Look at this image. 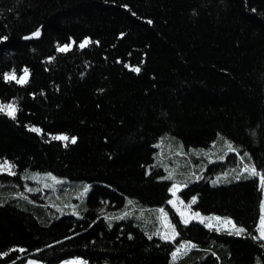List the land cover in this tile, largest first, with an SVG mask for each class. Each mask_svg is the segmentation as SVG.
<instances>
[{"label":"trees","instance_id":"1","mask_svg":"<svg viewBox=\"0 0 264 264\" xmlns=\"http://www.w3.org/2000/svg\"><path fill=\"white\" fill-rule=\"evenodd\" d=\"M0 104V264H264V0H0Z\"/></svg>","mask_w":264,"mask_h":264},{"label":"snow or ice","instance_id":"2","mask_svg":"<svg viewBox=\"0 0 264 264\" xmlns=\"http://www.w3.org/2000/svg\"><path fill=\"white\" fill-rule=\"evenodd\" d=\"M148 23H151V21H148ZM40 31H35L34 33H32L31 36H26L24 37V39H32L34 37H39L40 36ZM6 39V37H5ZM90 41L89 40H84L83 43L80 44V47L83 48L85 47L87 44H89ZM72 47L71 44H65L63 47H59L57 48L58 51L60 52H65L70 50ZM127 66V65H126ZM131 71L137 72L139 73L140 69L138 67H132L130 68ZM27 76H28V70L24 69L23 75H21L20 77L16 76L15 72L12 73H4L3 74V79L5 81H9V80H15L17 83H23L26 84L27 81ZM17 109L14 107L13 104H0V112H5L7 115H9L11 118L15 119V114H16ZM29 131H33V132H37L40 133L41 130L39 128H29ZM53 140H61V141H65V142H70L75 144L76 143V138L75 137H71L69 138L67 135H60V136H53L52 137ZM227 147L229 150H232V145L231 144H227ZM250 173L253 176L258 175L256 169L254 167H249L248 165H245L242 172L240 173L241 175L243 173ZM0 173H7L8 175H15L16 173L13 171V165L9 164L7 161H4L3 163H0ZM168 179H171V173L169 174V176L167 177ZM239 178V176H237V179ZM53 179H55L53 177ZM260 185L262 190H264V176H260ZM47 187V185H46ZM88 189L87 187H85L84 191L86 192ZM179 190V185L178 184H173L172 188L169 189V191L171 192L172 196H173V200L169 201L170 204H172V206L174 208H177V212L181 217V222L184 223L185 225H187L191 219L194 218H200V222L204 223V219L200 217V213L196 212V213H192L191 215H187L185 211H181L180 208L177 207V204L175 203L176 200H179V197L177 196V191ZM28 191H32V189H28ZM132 201H129V204H131ZM196 200L195 198H193L192 200V204H195ZM180 204L183 205V201H180ZM185 208H190L191 205H186L184 206ZM262 208H264V205H262ZM159 212L161 214V217L164 219V227L165 229H167L168 231H165L163 234H161V238L162 239H166V240H174L177 232H176V228L175 226L168 221L167 219V215L164 212V209L161 208L159 209ZM125 215H128V213H125ZM209 223L206 225L209 228L213 227V224L211 223L212 221H215L217 224H223V225H230L232 229L235 230V233L237 235H239L240 233L244 232L243 228H237L235 224H233V222L231 220H223L221 221L220 217H209L208 218ZM159 231V230H158ZM260 235L258 237V239L264 240V215L261 216L260 218V229H259ZM231 234V232H230ZM195 245L192 244H184L181 245L180 247H178L176 249L175 252H173L172 254V258L173 261H175L177 259L178 256L182 255L186 250L190 249V248H194ZM6 255V254H5Z\"/></svg>","mask_w":264,"mask_h":264},{"label":"rangeland","instance_id":"3","mask_svg":"<svg viewBox=\"0 0 264 264\" xmlns=\"http://www.w3.org/2000/svg\"><path fill=\"white\" fill-rule=\"evenodd\" d=\"M206 155H208L207 153H204ZM209 159L211 158V156L208 157ZM243 170V169H242ZM241 170V172H242ZM240 172V173H241ZM247 173V172H245ZM175 174V172H174ZM250 174V173H249ZM45 179V178H44ZM42 182L49 186L50 188H53L54 186L56 187V184L57 182L55 180H52V179H46V180H43L41 179ZM59 184V183H58ZM174 184H178V182H174ZM179 185V190L177 191V196H178V193L179 191L181 190L182 186L180 184ZM172 188V187H171ZM263 191V200H262V205H264V190ZM84 190L81 192L82 194H84ZM171 193V192H170ZM172 195V194H171ZM85 196V195H84ZM81 197H83L80 193L76 196H73L72 200L70 201V204H66L67 206H69L71 209H68L67 213L68 214H73V215H78V209H79V206L78 204L80 202H82V199ZM179 197V196H178ZM173 196H171V200H173ZM180 201H182L180 198L179 200H176L175 203L177 204V207L180 208L181 211H185L187 215H191L192 213H196L194 212L191 207L190 208H185L184 206L186 205H190V204H187V203H184L183 202V205L180 204ZM172 206V204H170ZM262 205H261V215H260V218L262 215H264V208H262ZM173 207V206H172ZM173 209L176 211V213L178 214L177 212V208H174ZM178 216L180 217V215L178 214ZM200 217L204 219V223H201L200 222V218H194V219H191V221H194V222H198V223H201V224H204L205 226L209 223V220L208 218L209 217H217V216H204L202 214H200ZM219 217V216H218ZM181 218V217H180ZM168 219V218H167ZM223 220H226L224 218H221V221ZM228 220V219H227ZM190 221V222H191ZM213 224V227L210 228V229H213L215 231H218V232H222V231H227V232H233L235 233V230L231 228L230 225H223L222 223L221 224H217L215 221H212L211 222ZM207 227V226H206ZM209 228V227H208ZM238 228V227H237ZM259 229H260V220H259V224H258V235H260V232H259ZM159 230V231H158ZM158 234L159 236L161 237V234H163L165 231H168L167 229H165L164 227V219L161 217V214H160V221H159V225H158ZM162 239V238H161ZM163 240H166V239H163ZM171 241V239H169ZM24 264H38L37 262L33 261V260H28L26 261ZM60 264H84L83 261H81L80 259H72V260H68V261H64Z\"/></svg>","mask_w":264,"mask_h":264},{"label":"water","instance_id":"4","mask_svg":"<svg viewBox=\"0 0 264 264\" xmlns=\"http://www.w3.org/2000/svg\"><path fill=\"white\" fill-rule=\"evenodd\" d=\"M34 38H37V37H34Z\"/></svg>","mask_w":264,"mask_h":264}]
</instances>
